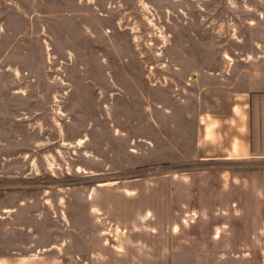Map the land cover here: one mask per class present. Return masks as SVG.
<instances>
[{
  "label": "rangeland",
  "instance_id": "rangeland-1",
  "mask_svg": "<svg viewBox=\"0 0 264 264\" xmlns=\"http://www.w3.org/2000/svg\"><path fill=\"white\" fill-rule=\"evenodd\" d=\"M215 48L250 55L263 51L264 0H0V65L18 69L16 92L21 91L19 78L31 80L24 89L32 143L25 155L13 152L0 173V194L41 193L45 205L36 211L46 225L141 226L135 215L121 223L118 216L97 210L87 217L70 209L77 191L124 184L119 177L125 175V142L118 133L125 128L133 132V119L125 124L114 117L139 109V103L133 86L120 81L117 64H126L135 76L145 65L154 80L164 82L169 74L180 83L190 70L214 60ZM103 111L115 113L99 117ZM15 127L23 135L22 125ZM212 169L210 176L190 174V181L175 183L176 211L182 203L214 205L219 184L217 168ZM92 171L101 174L92 176ZM174 220L186 228L179 237L191 240L194 254H200L191 264H231L211 262L220 247L210 231L224 217L181 212ZM115 231L106 235L118 237Z\"/></svg>",
  "mask_w": 264,
  "mask_h": 264
},
{
  "label": "crops",
  "instance_id": "crops-1",
  "mask_svg": "<svg viewBox=\"0 0 264 264\" xmlns=\"http://www.w3.org/2000/svg\"><path fill=\"white\" fill-rule=\"evenodd\" d=\"M215 54L180 83L169 74L164 82L154 80L145 65L135 76L126 64H117L120 81L133 86L139 103V109L114 117L125 124L133 119V132L118 133L125 142V175L119 177L124 184L77 191L70 209L87 217L97 210L121 223L135 215L141 226L46 225L36 211L45 205L41 193L6 191L0 194V264H191L200 254H194L191 240L179 237L186 228L175 225L174 215L181 212L224 217L210 231L220 247L211 262L264 264V50L250 55L215 48ZM16 70L0 65V77H7L0 81L5 92L0 95V173L13 152L25 155L32 147L24 89L31 80L19 78L16 92ZM111 113L99 117L112 118ZM16 123L23 135L16 133ZM138 167L142 173L130 175ZM212 168L219 184L214 205L182 203L176 211L175 183L190 181V174L210 176ZM115 230L118 237L106 235Z\"/></svg>",
  "mask_w": 264,
  "mask_h": 264
}]
</instances>
